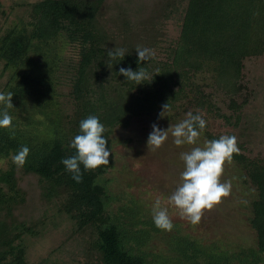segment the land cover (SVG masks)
<instances>
[{
	"label": "trees",
	"instance_id": "16d2710c",
	"mask_svg": "<svg viewBox=\"0 0 264 264\" xmlns=\"http://www.w3.org/2000/svg\"><path fill=\"white\" fill-rule=\"evenodd\" d=\"M180 2L38 0L29 5L28 23L35 24L49 38L47 45L56 46L50 57L54 62L61 64L63 49L68 44L77 48L81 58L76 70L80 77L87 78L91 102L101 100L106 113L115 115L118 125L127 127L134 118L159 113L167 103L170 108L177 106L187 96L192 73L207 62L212 63L216 84L228 93H237L241 88L242 59L264 53V0H187L178 38L166 47L160 46L163 20ZM143 15L149 16V21ZM138 45L153 49L155 55L139 65L149 76L136 85L119 74V68L137 69L135 48ZM114 47L126 50L124 58H108L107 51ZM48 71L53 82L54 68ZM20 76L24 78L25 74ZM18 89L21 92L26 87L21 85L22 90ZM246 101L247 98L239 102L230 97L231 114L218 115L236 126ZM197 104L205 109L211 106L202 97ZM207 137L211 140L219 135L208 132ZM237 145L244 149L240 143ZM108 147L111 150L110 140ZM240 149L232 159L245 165L246 156ZM12 152L0 136V158L9 160L8 167L0 169V264H48L45 261L29 263L26 257V240L39 235L44 227V200L38 192L45 182L48 183L45 194L57 199V213H64L73 222L71 259L81 258L86 264H151L128 244L142 245L149 236L137 207L132 203L129 208L112 211L113 196L89 171L82 169V180L74 181L61 163L62 158L74 154V149L63 152L60 144L54 142L48 153L38 160H26L22 167L12 162ZM112 163L109 157V167ZM14 171L23 178L20 181L23 194H16L12 189ZM243 178L257 189L249 220L257 248L264 252V164L251 161L245 167ZM133 209L135 214L131 213ZM76 234L81 236L78 238ZM141 235L143 239L139 238ZM214 252H202L204 261L195 263L227 264L225 256Z\"/></svg>",
	"mask_w": 264,
	"mask_h": 264
},
{
	"label": "rangeland",
	"instance_id": "374dc122",
	"mask_svg": "<svg viewBox=\"0 0 264 264\" xmlns=\"http://www.w3.org/2000/svg\"><path fill=\"white\" fill-rule=\"evenodd\" d=\"M36 1L0 0V92L13 94V107L7 109L13 117V126L0 129V136L12 154L21 145H27L30 151L26 160H38L48 153L54 142H58L64 152L68 142L78 133L80 120L97 115L105 125L104 135L112 144L110 157L113 163L110 167V164L101 165L88 171L113 196L112 211L119 207L129 208L132 203L139 210V219L144 222L149 236L145 244L128 243L134 252L143 254L151 264H196V260L204 261L202 252L213 251L225 256L227 264H264V252L257 248L249 220L257 189L243 178L245 167L251 161L264 164V53L242 59L241 88L237 93H228L216 84L212 63L207 62L192 73L187 96L169 109V116L160 115L162 108L157 114L142 115L134 118L129 126L122 127L115 115L106 113L101 100L91 102L87 78L80 77L76 70L81 56L75 46H65L61 64L50 58L56 51V42L53 41L55 47L50 43L47 45L49 38L40 33L35 24L28 23L31 19L29 5ZM186 3L187 0H181L176 10L163 20L164 35L160 46L166 47L178 38ZM143 19L147 22L149 16L143 15ZM52 67L56 75L53 82L48 71ZM21 72L25 74L24 78L20 76ZM21 85L26 89L20 92ZM201 97L211 103L209 109L197 104ZM230 97L239 102L247 98V104L240 112L242 118L236 126L218 115L231 114ZM187 111H199L207 121L198 138L200 146L205 139L209 140L208 132L219 136L230 133L243 145L244 149H239L246 156L245 165L233 159L225 163L220 179L230 182V193L211 209H205L196 224L181 218L168 203V196L175 190L183 170L179 154L195 145L177 147L172 143L170 133L158 149L153 150L146 143L154 123L167 129L170 123L184 119ZM8 162L6 158H0V169L7 168ZM22 180L14 171L12 189L16 194L24 193V187L20 185ZM47 187L45 182L38 192L44 200L45 223L39 235L26 240L28 262L86 264L81 258L71 259L73 222L64 213H57V199L52 194L50 197L45 194ZM157 199L162 207L168 208L173 222L171 230L159 229L152 221V206ZM131 213L135 214V209ZM137 226L141 227L140 224Z\"/></svg>",
	"mask_w": 264,
	"mask_h": 264
},
{
	"label": "clouds",
	"instance_id": "9594fccd",
	"mask_svg": "<svg viewBox=\"0 0 264 264\" xmlns=\"http://www.w3.org/2000/svg\"><path fill=\"white\" fill-rule=\"evenodd\" d=\"M135 50L137 69L120 67L119 74L129 81L136 82L137 85L149 76L145 68L139 65L142 61H148L153 57L155 52L151 48L139 45ZM125 54L124 48L114 47L107 51L110 60L118 57L124 58ZM12 96L11 92H0V129H9L13 126V117L7 110L13 107ZM169 109L170 105L165 104L160 115L169 116ZM206 125L207 121L202 113L187 111L184 119L175 124L170 123L167 129H162L154 123L146 142L153 150L158 149L168 139L170 133L173 137L172 143L177 147L195 145L188 151L180 152L179 159L183 162V170L175 190L168 196V203L178 211L180 217L193 224L200 221L205 209H211L221 201L222 197L229 195L230 182H221L220 178L224 173L225 163L231 162L233 154L239 151L237 138L227 134L216 139H205L203 146H200L197 143L198 138L202 135ZM78 127V133L67 145L68 148L74 149V154L61 159L65 170L71 173L72 179L76 182L82 180L83 171L109 164L111 154L107 137L104 135L105 125L97 115H88L81 119ZM29 151L27 145H21L18 151L11 155L12 162L17 167H22ZM152 221L159 229L171 230L173 228L168 208L162 207L159 199L152 206Z\"/></svg>",
	"mask_w": 264,
	"mask_h": 264
}]
</instances>
